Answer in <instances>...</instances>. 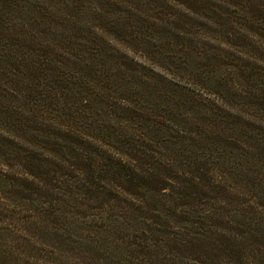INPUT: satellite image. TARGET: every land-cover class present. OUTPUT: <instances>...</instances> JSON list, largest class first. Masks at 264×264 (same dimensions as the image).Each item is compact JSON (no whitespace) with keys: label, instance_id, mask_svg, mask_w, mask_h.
Listing matches in <instances>:
<instances>
[{"label":"rangeland","instance_id":"1","mask_svg":"<svg viewBox=\"0 0 264 264\" xmlns=\"http://www.w3.org/2000/svg\"><path fill=\"white\" fill-rule=\"evenodd\" d=\"M147 124L177 131L184 182L208 159L226 186L177 190L172 233L105 173L134 148L161 158L123 138ZM185 220L193 238L215 223L203 249L173 234ZM263 258L264 0H0V264Z\"/></svg>","mask_w":264,"mask_h":264},{"label":"trees","instance_id":"2","mask_svg":"<svg viewBox=\"0 0 264 264\" xmlns=\"http://www.w3.org/2000/svg\"><path fill=\"white\" fill-rule=\"evenodd\" d=\"M163 129L164 128L162 126L153 124H147L146 126H133L128 128L129 131L127 134H122L124 136L123 138L127 137L128 142L134 144L142 143L145 138L150 139L151 137L148 142L155 144L157 148L156 150H158L160 153L163 151V153H161L159 156L161 158L155 157L153 154L147 152L137 154V150L134 148L130 154H127L130 162H128L129 159H126L124 160L125 163H123V165L117 167H108L109 169L105 170V173L109 175L112 174V176L115 178L117 176V178L120 180L121 185H117L116 183L115 189H120L128 195L134 196L137 200L139 198V202H143V204H145L144 206L141 205L140 207L136 208V212H140L144 216L142 211H146V214H151L150 218H156V222L159 221L157 219L161 218L162 223L156 224L162 226L164 232L166 231L168 233H172L171 222H168L167 220L169 217H171L170 213H175L177 209V207L173 205V203L177 201L178 195L180 196L181 194V192L176 194L177 190L185 189L186 191L184 192V195H186V198L195 199V196L198 197V195L205 198L210 197L215 192H221L220 189L225 188L226 186L222 187L220 185L221 182L218 180V175L215 171L210 170L211 167L208 159H204L201 166L195 164V168H191L189 172L191 177L186 179L184 182L185 178H182L178 175L179 173L176 171L175 165L176 163H179L182 158L184 159L189 157L183 153L177 154L176 146L178 145V142H174L172 139V135L175 133L177 134V131L170 126H166V129L164 130H169L168 134L171 137L169 135L168 137H165ZM74 141L77 143L82 140L79 141L78 139H75ZM183 141L186 143L185 137H183ZM149 152L156 151L150 150ZM25 162L26 161L24 159V163ZM133 162L136 164H133ZM22 166H25V164ZM91 168L96 169L95 167L89 166L88 160L85 158L84 163H81L78 170L89 173L93 172ZM29 169L31 172H33L30 174V176L37 180H45L41 177L46 176L45 171L41 169ZM97 179L102 181L104 180L102 177H97ZM98 182L100 181H97V185ZM172 183H183V186H186L181 188L174 186L175 188L172 189L173 192L168 193V187H171ZM96 187H90L87 189V196L95 197L97 194L94 193L96 191ZM110 192L112 191L110 190ZM183 222L184 221H180L178 224L183 225L179 227L178 230L173 231L175 237L179 238L178 241L181 242V246L188 248V246H191V244L194 245V241H196L197 244H199V248L203 249L204 245H201L200 242H206L204 239H209L208 233L212 232V228L215 227V223L205 224L204 226L209 228L203 231V233H198L201 234L202 237L193 238L194 222L192 223L188 220H185L184 223ZM208 244L210 243L208 242ZM192 251L197 252L198 255L201 256L199 250ZM253 255L254 258L252 259L257 260V254Z\"/></svg>","mask_w":264,"mask_h":264}]
</instances>
